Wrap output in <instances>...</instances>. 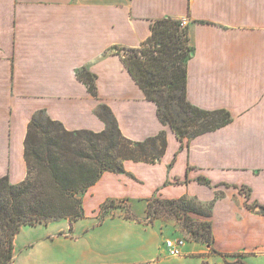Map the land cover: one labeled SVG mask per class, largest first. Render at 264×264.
<instances>
[{
  "label": "crops",
  "instance_id": "crops-1",
  "mask_svg": "<svg viewBox=\"0 0 264 264\" xmlns=\"http://www.w3.org/2000/svg\"><path fill=\"white\" fill-rule=\"evenodd\" d=\"M167 17L189 26L187 101L233 117L190 141L161 123L157 105L114 51L141 47ZM82 70L96 76L98 96L79 77ZM101 106L126 138L142 142L166 131L168 147L155 164L127 161L124 173H105L85 194L79 220L90 217L89 196H104L99 211L109 200L134 210L155 198H195L214 204L213 245L185 241L184 255L170 257L166 225L141 214V222L122 219L133 233L125 242L138 253L98 252L78 236L81 248L72 255L56 247L73 238L64 230L73 232L79 220L72 230L61 219L25 225L12 264H188L198 256L264 254V0H0V179L9 177L12 186L27 179L26 137L35 115L45 112L71 132L101 133ZM53 224L60 234H52Z\"/></svg>",
  "mask_w": 264,
  "mask_h": 264
},
{
  "label": "trees",
  "instance_id": "trees-1",
  "mask_svg": "<svg viewBox=\"0 0 264 264\" xmlns=\"http://www.w3.org/2000/svg\"><path fill=\"white\" fill-rule=\"evenodd\" d=\"M141 49L132 48L133 54L129 57L121 53L130 49L115 47L114 51L147 99L157 105L161 123L169 125L178 139L190 141L232 121L228 111H205L187 101V66L194 49L190 44L188 24L171 17L156 21L151 36ZM78 75L90 92L98 96L96 76L86 70ZM99 117L107 126L101 133L68 131L61 122L48 118L45 112L34 116L26 137L27 179L14 186L9 177L0 179V264L13 263L14 239L25 225H48L62 219L69 220L73 230V224L86 217L85 194L105 173H124L127 161L155 164L164 156L168 147L166 131L142 142H134L122 135L108 107H100ZM39 118L45 121L39 123ZM207 183L211 184L210 181ZM156 200L162 211L152 209ZM148 202L150 220L164 210L180 214L179 210L184 211V208L206 217L208 222L190 229V232L196 242L213 245V203L204 207L197 199L188 197L176 200L155 198ZM114 205L115 200H109L102 205L100 213ZM261 210L264 213V207ZM103 216L106 217L105 213ZM125 219L142 221L132 213ZM150 220H147L149 224Z\"/></svg>",
  "mask_w": 264,
  "mask_h": 264
},
{
  "label": "rangeland",
  "instance_id": "rangeland-1",
  "mask_svg": "<svg viewBox=\"0 0 264 264\" xmlns=\"http://www.w3.org/2000/svg\"><path fill=\"white\" fill-rule=\"evenodd\" d=\"M144 44L145 42L141 47L135 49L139 51L144 46ZM131 50L132 49L124 50L121 54H123L125 57H129L133 54L132 53L133 51ZM38 120L39 123H43L45 121L44 118H39ZM79 139L82 141L86 140L82 138ZM71 140L77 141L76 138H71ZM103 197L104 196L101 195L88 197L86 201L85 209L90 217L82 221L79 220L74 226L73 232L70 233L69 229L64 230L67 232V234H71L73 238H68L65 243L63 244L61 243L56 248L60 250H64L65 252L68 251V253L74 255L75 252H77V250L81 248L79 247V244H77L75 240V238L79 236V238L83 239V242L86 246H89L98 252L113 251L114 255H122L126 251L131 250L132 248L137 252L135 247L131 246L129 242H125L124 238L128 237L130 234L133 233L131 229L132 227L126 226V222H124V220L122 219L125 218V216L129 213H132L133 216H137L138 218L142 219V217L140 216L142 214L144 215L143 220L147 222L148 219L150 220V218H148V213H147V206L149 202L146 203L145 209L142 208V205L136 204L134 206V210H132V206L128 202H116L114 207H110L108 210L104 211L106 216L104 217L103 216L104 213L102 214L100 213L101 211H99L101 202L104 201L105 199ZM180 206L181 205H179V207ZM152 207L153 210H159V211L163 210L161 209V204H159L157 200L152 203ZM179 213L180 214L170 213L164 210L163 212H160V214H157L156 216L153 215L154 217L153 219L150 220V222L154 223L155 221L158 220L162 225L164 224L166 225L165 227L166 230L173 236L171 240H167V241H174L178 239L183 240L184 243L185 241H189L188 246L192 248L194 243L191 241H195V240L193 234L190 232V229H194L198 226L201 227L203 223L208 222L209 219H207L204 216H200L188 212L185 208L184 211L179 210ZM176 214H178L179 216ZM119 217H121V221L120 219L114 220ZM107 221L108 223H106ZM51 230H52V234H56V233L60 234L62 232L61 227H59L57 224H53ZM177 232H181L183 234V237L175 239V237H177L176 235ZM200 246L203 247L202 245ZM181 255H184L183 249ZM168 256H170V254ZM188 264H264V254L262 253H258L255 255L244 254L240 256L212 255L210 256V258H208L207 256H198L193 260L191 259L188 262Z\"/></svg>",
  "mask_w": 264,
  "mask_h": 264
},
{
  "label": "built area",
  "instance_id": "built-area-1",
  "mask_svg": "<svg viewBox=\"0 0 264 264\" xmlns=\"http://www.w3.org/2000/svg\"><path fill=\"white\" fill-rule=\"evenodd\" d=\"M184 24H187V23L184 22ZM184 244L185 243L183 242V240L178 239L174 241H167L165 246L170 256L176 257L182 254V249H183Z\"/></svg>",
  "mask_w": 264,
  "mask_h": 264
}]
</instances>
